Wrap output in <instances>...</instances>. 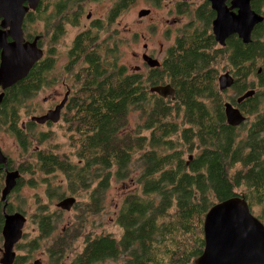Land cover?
Here are the masks:
<instances>
[{
    "label": "trees",
    "instance_id": "1",
    "mask_svg": "<svg viewBox=\"0 0 264 264\" xmlns=\"http://www.w3.org/2000/svg\"><path fill=\"white\" fill-rule=\"evenodd\" d=\"M84 1L42 0L34 12L26 14L25 38L31 41L35 36L26 29L28 24L42 22L49 48L24 79L4 92L0 107V123L15 137L21 153L18 165L14 167L12 160L7 165V171L20 174L15 190L23 186V176H28L29 187L44 184L49 201L66 195L79 198L72 208L74 222L55 237L47 250L49 258L59 264L106 260L194 264L204 249L206 213L234 196L243 198L264 225V70L255 82L246 81L258 63L264 62V44L257 41L260 32L254 31L248 45L233 37L219 48L207 26H195L193 11L179 4L177 13L191 12L190 25L179 30L161 66L148 74L128 72L118 62L116 44L99 48L97 42L99 32H109L134 2L116 0L104 21L76 36L69 52L65 73L73 77L77 90L63 121L71 153H56L48 147L50 137L36 131L35 123L18 125L17 108L49 84L50 44L58 43L67 26L79 25ZM199 20L206 23L205 17ZM223 68L229 69L234 80L231 90L236 97L255 91L240 105L231 99L246 117L236 128L225 123V92L219 91L217 83ZM164 83L175 89L174 100L149 92ZM133 114L142 122L129 130ZM3 175L0 170V190ZM58 175L63 181L52 185ZM129 179L135 188L124 195L116 212L119 238L87 232L91 218L102 211L111 181ZM34 205L31 219L38 234L36 243L54 233L58 213L50 214L38 198ZM15 208L8 204L6 213L24 216ZM2 225L0 202V242ZM79 238L82 250L64 263Z\"/></svg>",
    "mask_w": 264,
    "mask_h": 264
},
{
    "label": "rangeland",
    "instance_id": "2",
    "mask_svg": "<svg viewBox=\"0 0 264 264\" xmlns=\"http://www.w3.org/2000/svg\"><path fill=\"white\" fill-rule=\"evenodd\" d=\"M115 1L116 0H86L83 2L82 16L79 25L77 27L67 26L59 42L51 44L54 54L53 65L55 67L53 68V73H55L57 77H60V79L64 77L63 68L67 62L68 51L74 37L80 31L89 29L95 22L104 21ZM179 3L187 5L192 12L195 6L200 3V0H159V2H154L153 0H134V2L128 6L127 10L118 18L116 24H114L109 32H99L101 46L98 47L104 48L106 45L112 47L113 44H116L118 48V62L124 65L128 72L147 74L149 69L143 62L141 58L142 55L145 53L161 61L165 57L167 49L174 44L179 30L189 25L191 12L187 15L177 13ZM147 9L150 10V14L144 18H138V12ZM87 16L90 17L87 19ZM27 26L28 28L26 29L31 36L43 32L42 22L37 21ZM102 42L105 44H102ZM144 45H146V49H144ZM43 47L44 50H46L48 47L47 43H43ZM263 66L264 62H260L257 65L258 68ZM137 68L138 70H136ZM228 70V68H223L219 70L218 75L220 76ZM66 76L68 79L66 83L71 85L75 93L77 87L72 83L73 77L67 74ZM246 81L248 83L255 82V78L249 77ZM58 85L60 86V81H58ZM56 94L57 92H55L54 89L49 90V88H44L32 98L26 100L21 107L17 108L18 125L33 122L31 121L32 117L41 116L47 109L57 104L61 100V97L57 98ZM235 98L237 97L233 94V90L231 89L222 97L224 102ZM67 113V109L63 110V116ZM141 122L142 120L138 115L133 114L129 118L128 129L134 130L136 125ZM66 127V122H62L60 119L58 123L52 126L39 125L36 131L48 134L50 141L47 146L53 151H56V153L70 154L71 149L69 148L68 135L65 131ZM0 149L7 160L13 161L14 167L22 161L17 141L6 126L0 128ZM184 158H186V156H184ZM23 179L25 181L23 186L19 190L13 191L9 197V203L16 207V210L23 212L26 217V221L21 229L22 238L14 247L16 257H18V260L14 264H33L34 261H38L41 264H59V261L54 262L53 259L49 258L47 250L52 245L55 237L66 231L71 223L74 222L76 212L73 209L69 212L61 210L59 214V210L55 206L58 201L48 200L45 195L44 184L38 183L35 188H31L26 182L28 176H23ZM60 181L63 180L62 177L58 175L52 185L58 184ZM134 188L135 185L130 179L124 182L112 180L103 201L102 211H100L99 215L91 218V223L86 227V231H91L92 234L95 235L106 234L107 236H113L118 239L121 234V229L116 224V212L124 195ZM37 198L40 199L43 205L48 207L50 214L54 212L58 213L56 216L58 221L56 222V229L50 237L33 243L34 239L38 237L36 225L31 219L36 209L34 203ZM76 199L79 201L78 197H76ZM85 199L86 197L83 195L82 200ZM2 243L3 241L0 242V248H2ZM82 247V238H79L72 245L71 252L69 251V256L64 259V263L71 261L75 254L82 250ZM122 263V260H106L96 264Z\"/></svg>",
    "mask_w": 264,
    "mask_h": 264
},
{
    "label": "water",
    "instance_id": "3",
    "mask_svg": "<svg viewBox=\"0 0 264 264\" xmlns=\"http://www.w3.org/2000/svg\"><path fill=\"white\" fill-rule=\"evenodd\" d=\"M39 2L40 0H0V88L2 90L0 104L4 98V91L24 79L34 64L42 58L43 52L37 45L38 38L26 41L22 31L26 14L34 11ZM223 13L219 11L212 24L215 41L223 46L228 37L236 34L244 44H248L252 28L256 23L261 22V18L250 10L248 2L243 5L236 19H230ZM149 14L150 10L147 9L139 11L137 16L144 18ZM141 58L151 69L160 66L158 60L145 53ZM233 84L234 80L228 73L218 77L220 92L227 90ZM149 92L161 98L170 97L171 100L175 98V91L169 84L153 86ZM253 95V90L247 91L237 97L235 102L240 105ZM66 97L67 94L55 109L45 115L32 117L31 121L38 124H44L46 121L57 122ZM223 106L225 123L228 126L236 128L245 122L246 118L238 107H234L230 102H225ZM0 165L7 166V159L1 152ZM18 178L17 171L6 172L1 201L6 200ZM75 202V198L67 197L59 201L56 208L69 212ZM3 216L4 243L2 252L0 251V264H13L15 259L13 249L21 239V229L26 219L20 213L11 215L4 213ZM203 238V252L195 259L194 264H264V225L251 214L248 204L241 197L226 199L214 204L208 210L203 222ZM34 264L40 262L35 261Z\"/></svg>",
    "mask_w": 264,
    "mask_h": 264
},
{
    "label": "flooded vegetation",
    "instance_id": "4",
    "mask_svg": "<svg viewBox=\"0 0 264 264\" xmlns=\"http://www.w3.org/2000/svg\"><path fill=\"white\" fill-rule=\"evenodd\" d=\"M42 1V0H41ZM41 1H40V3H41ZM248 2V4H249V7H250V10L254 13V14H256L258 17H260L261 18V22H258V23H256L254 26H253V28H252V31H251V35H250V42H252L253 41V33H254V31H256V32H260L261 34L257 37V41L260 43H263L264 44V0H200V3L197 5V6H195V8L193 9V15H194V18H195V21H194V25L195 26H197V27H201V26H207L206 28L208 29V34H211L212 35V37H213V40H214V42L216 43V46L217 47H219V48H224V47H226V45L228 44V42L231 40V38H236V39H239L240 41H241V43L243 44V45H248V44H244L243 42H242V40L238 37V35H236V34H234V35H231L230 37H228L226 40H225V43H224V45L222 46V45H220L218 42H216L215 41V37H214V35H213V32H212V24H213V21L214 20H216V18H217V15H218V13H219V11H221V12H224L223 14L226 16V17H228V18H230V19H236V17L239 15V13H240V11L242 10V7H243V5H245L246 3ZM40 3H39V5H40ZM180 4V3H179ZM38 5V6H39ZM38 8V7H37ZM36 8V9H37ZM35 9V10H36ZM34 10V11H35ZM33 11V12H34ZM203 17H205L206 18V23H205V21H204V24L201 22V20H199V18H203ZM95 24V23H94ZM94 24H92V25H94ZM189 25H190V22L188 23ZM188 25V26H189ZM77 27V26H76ZM85 30H83V31H80L79 33H81V32H84ZM24 32V31H23ZM78 33V34H79ZM77 34V35H78ZM76 35V36H77ZM76 36L74 37V39L76 38ZM62 37V36H61ZM60 37V38H61ZM24 38H25V36H24ZM35 38H38V41H37V45H38V47H39V49H41L42 50V52H43V55H42V58L44 57V55L46 54V52H45V50H44V47H43V43H47V45L49 44V39L47 38V37H45V35H44V32H42V33H39V34H36L34 37H33V39H31V41L32 40H34ZM74 39H73V41H74ZM25 40L26 41H29V40H27L26 38H25ZM60 40V39H59ZM100 39H98V44H100V46H101V43H100V41H99ZM9 41H10V39H9ZM73 41H72V44H73ZM59 42V41H58ZM51 45V44H50ZM172 46V45H171ZM170 46V47H171ZM71 47H72V45H71ZM71 47H70V49H71ZM169 47V48H170ZM49 48V47H48ZM168 48V49H169ZM51 49H52V53H53V47H51ZM70 49H69V51H68V55H67V62H66V64L64 65V70H63V72H64V77L62 78V79H60V77H57V75L55 74V73H53V68H55L54 67V61H52V64H51V68H50V72H49V84H48V86L47 87H45V88H49V90H51V89H54L55 90V92H57V98H59V97H61V100L57 103V104H55L52 108H50V109H47L46 110V112L44 113V114H42V115H45L48 111H50V110H53V109H55V107L56 106H58L59 104H60V102L64 99V97H65V95L67 94V97H66V102H65V105L63 106V108L60 110V114H59V119H58V121L57 122H55V123H53V122H51V121H46L44 124H38V123H36L35 122V124L36 125H40V126H43V125H46V126H52V125H54V124H56V123H58L59 121H60V119L62 120V122H63V110H65V109H67V106H68V103H69V100H70V97L72 96V94H74V92H73V89H72V87H71V85H69L68 83H66V81H68V79H67V76H66V73H65V67H66V65H68V63L70 62L69 61V59H70V57H69V55H70ZM167 49V50H168ZM165 55H166V52H165ZM53 57H54V54L52 55ZM41 58V59H42ZM40 59V60H41ZM165 59V57L161 60V61H159V63H160V66H161V64H162V61ZM147 66V65H146ZM159 66V67H160ZM148 67V66H147ZM158 67V68H159ZM78 69H79V67H78ZM148 69H149V71L150 70H153V69H157V68H153V69H151V68H149L148 67ZM264 70V66L263 67H259V68H257L256 70H254V72H252V73H250L249 75H248V77L247 78H249V77H253V78H255V80H257V78H258V76L262 73V71ZM225 73H229V71H225L224 73H222V74H225ZM148 74V73H147ZM221 74V75H222ZM230 74V73H229ZM231 75V74H230ZM69 76V75H68ZM71 76V75H70ZM218 77H219V75H218ZM58 81H60V86L58 85ZM217 83H218V78H217ZM168 84V83H167ZM167 84H163V85H167ZM170 85V84H169ZM56 86H58V87H56ZM233 86V85H232ZM232 86L230 87V88H228L227 90H224V91H221V92H228L231 88H232ZM171 87L173 88V86L171 85ZM44 89V87L42 88V89H40L39 90V92L41 91V90H43ZM150 89V88H149ZM174 89V88H173ZM63 90V91H62ZM2 92V90L0 89V93ZM229 97V96H228ZM227 97V98H228ZM170 99V97H167V98H163V99ZM175 99V98H174ZM171 100V99H170ZM233 101V100H232ZM227 102H230L231 103V100H229V101H227ZM236 103V102H235ZM234 106V105H233ZM0 107H1V104H0ZM235 107V106H234ZM41 115V116H42ZM244 116V115H243ZM34 117H39V116H34ZM245 117V116H244ZM246 118V117H245ZM246 120V119H245ZM34 123V122H33ZM25 123H23L22 124V127H23V125H24ZM2 127V125H1V123H0V128ZM4 127V126H3ZM0 152H1V154L4 156V157H6L3 153H2V151H1V149H0ZM9 162V160H7V163ZM8 165V164H7ZM0 170H2V172H4V175H3V178H2V188H1V190H0V202L2 203V213L4 214V213H6V207L8 206V204H10L9 203V197L11 196V193L13 192V191H17V190H15V188L17 187V181H16V185H15V187L11 190V192L6 196V200L3 202V201H1V195H2V190H3V188H4V186H5V176H6V172H15V171H17V170H11V171H7L8 170V168H7V166H4V165H0ZM18 172V171H17ZM18 174H19V172H18ZM20 175V174H19ZM18 180V179H17ZM19 190V189H18ZM64 199V198H63ZM59 201H61V200H59ZM58 201V202H59ZM57 202V203H58ZM56 203V204H57ZM56 204H55V206H56ZM58 210H60V209H58ZM61 211V210H60ZM14 213H11V214H15V213H17V212H15V211H13ZM19 213V212H18ZM7 215H11V214H9V213H6ZM3 226H4V216H3V225H2V228H3ZM2 228H1V236H2ZM21 238H22V236H21ZM21 240V239H20ZM19 240V241H20ZM2 241H3V243H4V239H3V236H2ZM18 241V242H19ZM17 242V243H18ZM3 243H2V248H3ZM16 243V244H17ZM15 247V246H14ZM2 248H0V251L2 252ZM14 250V249H13ZM1 252H0V257H1ZM14 253H15V251H14ZM16 258H18V257H16V254H15V259H14V262H13V264L15 263V260H16ZM35 262V261H34ZM34 264V263H33ZM41 264V263H40Z\"/></svg>",
    "mask_w": 264,
    "mask_h": 264
},
{
    "label": "bare ground",
    "instance_id": "5",
    "mask_svg": "<svg viewBox=\"0 0 264 264\" xmlns=\"http://www.w3.org/2000/svg\"><path fill=\"white\" fill-rule=\"evenodd\" d=\"M40 1H41V0H40ZM39 3H40V2H39ZM38 5H39V4H38ZM87 19H88V18H87ZM22 31H23V26H22ZM23 37H24V32H23ZM24 39H25V38H24ZM37 62H38V61H37ZM37 62H36V63H37ZM36 63H35V64H36ZM35 64H34V65H35ZM228 74H229V73H228ZM222 75H223V74H222ZM229 75H230V74H229ZM230 76H231V75H230ZM231 77H232V76H231ZM0 89H1V88H0ZM8 89H9V88H8ZM6 90H7V89H6ZM6 90H5V91H6ZM5 91H4V92H5ZM174 91H175V89H174ZM253 91H254V90H253ZM254 94H255V91H254ZM2 101H3V100H2ZM1 103H2V102H1ZM7 164H8V163H7ZM66 198H67V197H66ZM73 198H74V197H73ZM75 200H76V199H75ZM11 225H12V224H11Z\"/></svg>",
    "mask_w": 264,
    "mask_h": 264
}]
</instances>
